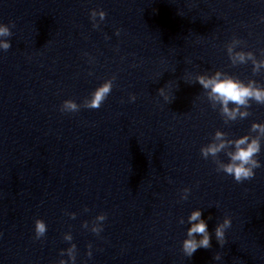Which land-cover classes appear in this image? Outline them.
Here are the masks:
<instances>
[{
  "label": "water",
  "instance_id": "95a60500",
  "mask_svg": "<svg viewBox=\"0 0 264 264\" xmlns=\"http://www.w3.org/2000/svg\"><path fill=\"white\" fill-rule=\"evenodd\" d=\"M93 8L107 13L98 29ZM261 16V0H0V22L14 24L11 48L0 50V264H58L69 231L76 264H264V167L237 183L218 170L225 152L200 153L217 129L234 139L264 122V105L225 123L196 83L219 70L264 84V69L233 65L227 51L235 39L236 51L264 60ZM113 75L99 109L60 112ZM165 86L171 103L158 94ZM258 158L264 164V147ZM196 208L212 246L187 257ZM99 213L107 219L97 236L82 224ZM226 216L221 247L215 228ZM37 218L48 225L41 240Z\"/></svg>",
  "mask_w": 264,
  "mask_h": 264
},
{
  "label": "clouds",
  "instance_id": "9594fccd",
  "mask_svg": "<svg viewBox=\"0 0 264 264\" xmlns=\"http://www.w3.org/2000/svg\"><path fill=\"white\" fill-rule=\"evenodd\" d=\"M261 2L264 3V0H261ZM106 16L107 13L102 8L91 9L90 20L92 21V27L98 29L100 27V22L105 20ZM97 17L99 19H97ZM260 22L264 23V16L260 17ZM12 27H14V24L10 26V24L0 22V50L7 51L11 48V40L7 38L11 37L13 34L11 30ZM115 34L117 36L120 35L119 28L116 29ZM105 39H110V37L105 35ZM238 42V40L234 39L233 43L229 45L227 49L232 64H247L251 61L253 73H259L264 69V60L257 59L254 52L235 50L234 45ZM84 55L88 56V53H84ZM93 60V57H89L88 62L92 63ZM89 75H91V73H89ZM116 78L117 77L113 75L105 79L90 92L89 96L86 97L82 103H77L73 99L63 100L59 108L60 112L76 113L79 112L81 108L99 109L110 95ZM196 83L200 84L203 89L206 90L209 100L213 102L212 106L214 108L217 104L220 106V114L224 118L225 123L229 121L235 122L249 117L251 115L250 109L253 102L258 105H264V84H261L255 79H249L245 82L237 76L217 70L211 75H198L196 77ZM158 94L163 97L165 103H171L175 99L173 89L169 91L166 86L159 88ZM136 100L137 96L134 93H129L128 101L135 102ZM230 104L232 107H230ZM251 133H255L256 135H251ZM262 140H264V122L253 121L249 133L234 139L229 138L226 132L217 129L211 141L201 146L200 153L202 157L207 160L209 157L215 158L221 152H225L228 157V162H220L218 170L231 176L237 183H242L254 178L256 169L264 167V164H262L261 160L258 158L262 152V147H264ZM190 193L191 188H183L180 193V199L187 200ZM84 211L87 212L89 209L85 207ZM65 214L73 219L76 217L75 212H66ZM106 219L107 215L105 213H99L94 217L90 228L87 220L83 222L82 227L99 236L104 230L103 222ZM180 222L183 223V219H181ZM187 222L190 226L187 228L186 238L182 242V251L185 256L191 257L198 249H208L212 246V233L209 231L208 222L203 218V210L200 208H196L190 213ZM231 225V217L226 216L215 228V237L221 247L226 243V230L229 229ZM47 230V223L43 219L37 218L35 220L34 238L36 240H41L46 236ZM63 239L69 242L70 246L60 250L61 259L58 261V264H76L77 245L72 242V233L70 231L65 232L63 234ZM86 255L89 258L93 255L91 244L87 245ZM65 256L67 259L63 258ZM214 259H221L220 254L217 253Z\"/></svg>",
  "mask_w": 264,
  "mask_h": 264
}]
</instances>
